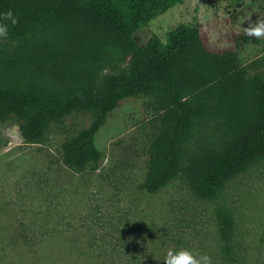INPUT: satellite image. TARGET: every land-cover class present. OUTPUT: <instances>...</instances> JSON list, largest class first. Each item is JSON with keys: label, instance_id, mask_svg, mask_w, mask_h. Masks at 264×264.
Segmentation results:
<instances>
[{"label": "trees", "instance_id": "trees-1", "mask_svg": "<svg viewBox=\"0 0 264 264\" xmlns=\"http://www.w3.org/2000/svg\"><path fill=\"white\" fill-rule=\"evenodd\" d=\"M179 1L0 0V12L18 16L0 39V123L15 122L25 142L41 144L52 125L87 116L61 142L60 158L78 173L95 171L105 156L98 131L121 100L143 97L140 190L156 193L181 179L196 198H218L264 162V51L242 63L239 42L250 36L214 48L198 21L172 28L165 41L135 35ZM215 219L231 253L234 215L222 205Z\"/></svg>", "mask_w": 264, "mask_h": 264}, {"label": "rangeland", "instance_id": "rangeland-1", "mask_svg": "<svg viewBox=\"0 0 264 264\" xmlns=\"http://www.w3.org/2000/svg\"><path fill=\"white\" fill-rule=\"evenodd\" d=\"M256 20H264V0H181L135 35L165 41L172 28L198 21L211 47L227 48ZM263 51L264 37L239 42L242 63ZM144 101L119 102L96 135L105 153L99 169L82 173L63 165L60 145L87 116L52 125L41 144L25 142L15 122L0 123V264H164L167 250L181 247L207 253L212 264H264V162L212 201L193 196L181 179L156 193L140 190ZM222 205L235 220L231 253L216 226Z\"/></svg>", "mask_w": 264, "mask_h": 264}, {"label": "clouds", "instance_id": "clouds-1", "mask_svg": "<svg viewBox=\"0 0 264 264\" xmlns=\"http://www.w3.org/2000/svg\"><path fill=\"white\" fill-rule=\"evenodd\" d=\"M18 23V16L12 9L0 12V39L7 38L10 26ZM248 36L264 37V20H256L244 27ZM164 264H212V257L207 253L193 254L187 248H169L163 259Z\"/></svg>", "mask_w": 264, "mask_h": 264}]
</instances>
